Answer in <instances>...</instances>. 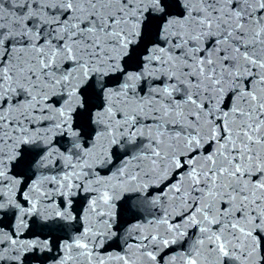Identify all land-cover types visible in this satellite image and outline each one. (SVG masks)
<instances>
[{
  "label": "snow or ice",
  "instance_id": "1",
  "mask_svg": "<svg viewBox=\"0 0 264 264\" xmlns=\"http://www.w3.org/2000/svg\"><path fill=\"white\" fill-rule=\"evenodd\" d=\"M7 3L0 211L15 223L0 229V261L51 250L19 239L37 216L42 228L79 218L56 264H264V0ZM26 157L53 174L18 200L9 173ZM80 190L90 195L77 217ZM127 193L146 215L121 252L102 255Z\"/></svg>",
  "mask_w": 264,
  "mask_h": 264
}]
</instances>
